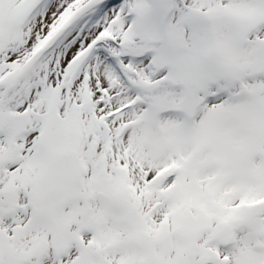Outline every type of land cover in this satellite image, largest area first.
<instances>
[{
  "label": "snow or ice",
  "instance_id": "snow-or-ice-1",
  "mask_svg": "<svg viewBox=\"0 0 264 264\" xmlns=\"http://www.w3.org/2000/svg\"><path fill=\"white\" fill-rule=\"evenodd\" d=\"M0 264H264V0H0Z\"/></svg>",
  "mask_w": 264,
  "mask_h": 264
}]
</instances>
